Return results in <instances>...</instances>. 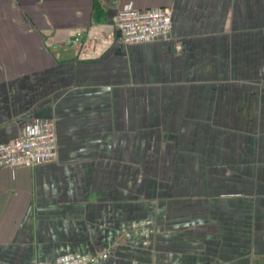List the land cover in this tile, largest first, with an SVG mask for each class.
I'll return each mask as SVG.
<instances>
[{
  "label": "crops",
  "instance_id": "crops-1",
  "mask_svg": "<svg viewBox=\"0 0 264 264\" xmlns=\"http://www.w3.org/2000/svg\"><path fill=\"white\" fill-rule=\"evenodd\" d=\"M126 4L169 36L123 44ZM40 119L57 157L0 168V264H264V0H0V143Z\"/></svg>",
  "mask_w": 264,
  "mask_h": 264
},
{
  "label": "built area",
  "instance_id": "built-area-1",
  "mask_svg": "<svg viewBox=\"0 0 264 264\" xmlns=\"http://www.w3.org/2000/svg\"><path fill=\"white\" fill-rule=\"evenodd\" d=\"M115 26L123 44L165 39L171 30L168 7L136 8L122 6L116 13ZM57 157V134L50 119H40L24 127L15 138L0 143V168L33 166ZM97 255L66 253L33 264H96Z\"/></svg>",
  "mask_w": 264,
  "mask_h": 264
},
{
  "label": "water",
  "instance_id": "water-1",
  "mask_svg": "<svg viewBox=\"0 0 264 264\" xmlns=\"http://www.w3.org/2000/svg\"><path fill=\"white\" fill-rule=\"evenodd\" d=\"M115 32H116V36L118 35V36H120V31L117 29V30H115Z\"/></svg>",
  "mask_w": 264,
  "mask_h": 264
}]
</instances>
